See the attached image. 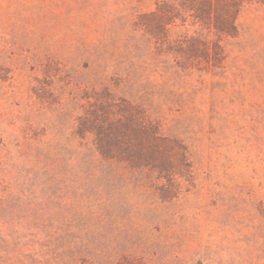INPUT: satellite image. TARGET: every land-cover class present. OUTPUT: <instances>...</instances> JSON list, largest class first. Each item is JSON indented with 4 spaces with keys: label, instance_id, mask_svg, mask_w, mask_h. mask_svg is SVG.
<instances>
[{
    "label": "rangeland",
    "instance_id": "374dc122",
    "mask_svg": "<svg viewBox=\"0 0 264 264\" xmlns=\"http://www.w3.org/2000/svg\"><path fill=\"white\" fill-rule=\"evenodd\" d=\"M157 3L0 0V264H264V4L216 60ZM131 114L156 167L96 152Z\"/></svg>",
    "mask_w": 264,
    "mask_h": 264
},
{
    "label": "trees",
    "instance_id": "16d2710c",
    "mask_svg": "<svg viewBox=\"0 0 264 264\" xmlns=\"http://www.w3.org/2000/svg\"><path fill=\"white\" fill-rule=\"evenodd\" d=\"M252 2L264 4V0H158L156 10L144 14L143 18L148 20L146 24L154 22L161 35L167 33L168 25L190 19L196 26L195 35L188 42L178 43V52L185 53L189 58L200 53L209 59L212 50L217 60L223 53L221 40L237 36L239 13L245 4ZM196 43L202 44L201 50L197 51ZM155 134L154 127L144 114L141 117L131 114L124 121H112L104 116L102 124L97 125L96 152L102 162L105 160L109 165L122 156L129 158L133 164L140 162L156 167L158 159L152 148L137 143L140 137ZM134 140L136 145L132 142Z\"/></svg>",
    "mask_w": 264,
    "mask_h": 264
}]
</instances>
